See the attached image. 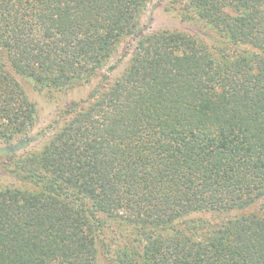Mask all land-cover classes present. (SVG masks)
I'll list each match as a JSON object with an SVG mask.
<instances>
[{
    "label": "trees",
    "instance_id": "obj_1",
    "mask_svg": "<svg viewBox=\"0 0 264 264\" xmlns=\"http://www.w3.org/2000/svg\"><path fill=\"white\" fill-rule=\"evenodd\" d=\"M150 1L0 0V140L37 123L7 63L64 89L136 36L115 80L11 156L22 185H0V264H264V0H181L222 36L217 53L181 31L137 35ZM198 212L226 218L186 219Z\"/></svg>",
    "mask_w": 264,
    "mask_h": 264
},
{
    "label": "rangeland",
    "instance_id": "obj_2",
    "mask_svg": "<svg viewBox=\"0 0 264 264\" xmlns=\"http://www.w3.org/2000/svg\"><path fill=\"white\" fill-rule=\"evenodd\" d=\"M183 8L184 4L181 0H151L140 16L137 35L166 30L181 31L203 39L209 48L217 53L223 42L222 36L197 16L191 15V13L186 14ZM135 43V35L122 39L116 51L92 77L91 81L79 82L64 89H50L37 85L17 73L11 67V64L7 63L9 70L24 87L29 98L36 104L37 123L31 131L18 139L12 141L0 140V185H22L20 179L9 171L7 166L11 156L39 151L44 142L52 136L56 127H58V122L62 119L60 114L63 108L72 102H80L86 99L98 83L105 84L108 81L115 80L128 65ZM259 206L260 203L253 205L248 212L258 211ZM235 213H230L228 216ZM199 217L209 218L213 223H218L222 222L226 215L198 212L186 219ZM186 221L181 220V226L185 225ZM106 231L108 235L115 238H119L121 233L118 228H108Z\"/></svg>",
    "mask_w": 264,
    "mask_h": 264
}]
</instances>
